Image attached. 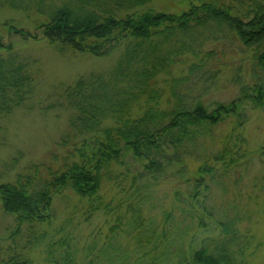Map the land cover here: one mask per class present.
<instances>
[{
  "label": "rangeland",
  "instance_id": "obj_1",
  "mask_svg": "<svg viewBox=\"0 0 264 264\" xmlns=\"http://www.w3.org/2000/svg\"><path fill=\"white\" fill-rule=\"evenodd\" d=\"M188 1L154 0L151 7L178 12ZM43 17L32 8L0 6V37L32 64L34 77L31 95L0 116V183L31 165H39L42 176L48 165L60 166L71 147L61 145L70 115L61 103L62 89L82 74L106 73L120 53L58 50L38 26ZM203 48L213 53L194 95L229 101L243 85L255 82L249 52L227 36L206 37ZM185 70L180 65L174 72ZM245 114L244 153L231 152L237 163L229 157L218 160L212 177L197 176L227 136L234 139L228 121L183 153L181 170L177 165L162 168L155 179L141 163L127 158V168L117 166L97 195L82 197L66 187L53 197L46 220L24 223L18 231H13L14 215L3 211L0 202V264H193V253L203 246L229 264H264V110L247 105ZM232 143L238 146L239 141ZM193 176L199 182L194 198L189 195Z\"/></svg>",
  "mask_w": 264,
  "mask_h": 264
},
{
  "label": "trees",
  "instance_id": "obj_2",
  "mask_svg": "<svg viewBox=\"0 0 264 264\" xmlns=\"http://www.w3.org/2000/svg\"><path fill=\"white\" fill-rule=\"evenodd\" d=\"M153 1L0 0L2 7L32 8L44 15L38 26L58 50L96 56L120 50L106 73L82 74L62 89L61 103L70 115L61 145L71 147L60 166L48 165L42 176L40 166L31 165L0 183L1 207L15 217L13 231L46 220L53 197L66 187L82 197L97 195L127 158L141 163L155 179L162 168L177 165L181 170L183 153L225 121L233 124L234 139L227 136L210 161L204 160L197 177H212L214 163L225 157L233 161L234 150L244 153L246 106L264 110V0H189L178 12L157 11ZM8 30L24 32L13 26ZM217 36L246 49L254 64L255 82L243 85L229 101L193 94L194 86L205 81L213 53L203 48L204 41ZM180 65L185 72H174ZM31 66L0 37V116L31 95ZM232 141H239L238 146ZM192 180L189 195L194 198L199 182L194 176ZM226 260L206 246L192 257L193 264H229Z\"/></svg>",
  "mask_w": 264,
  "mask_h": 264
}]
</instances>
